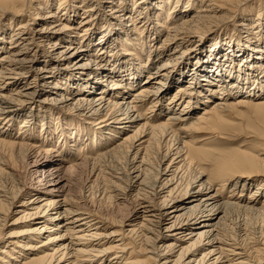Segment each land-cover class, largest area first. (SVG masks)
I'll list each match as a JSON object with an SVG mask.
<instances>
[{"label": "bare ground", "instance_id": "bare-ground-1", "mask_svg": "<svg viewBox=\"0 0 264 264\" xmlns=\"http://www.w3.org/2000/svg\"><path fill=\"white\" fill-rule=\"evenodd\" d=\"M45 1L49 2L0 0V18L8 19L0 27V243L4 244L0 261L264 264V224L256 231L245 226L248 217L264 219V196L260 203L257 198L264 192V128L257 132L263 138L261 148L225 149L212 158V167L205 172H192L191 157L196 147L191 132L205 131L199 140L218 137L237 123L241 106L251 108L264 122V14L258 11L252 18L247 9L253 7L248 8L247 0H132L131 6L129 0H72L63 5L65 0H56L51 11ZM40 11L45 15L38 16ZM223 11L233 13L245 35L231 41L227 38L233 36L231 27L219 39L209 36L210 28L198 30ZM37 17L41 18L36 21ZM99 22L107 25L100 31ZM160 28L164 31L160 42L154 46L149 40L146 47L144 35L155 39ZM235 29L240 31L239 26ZM142 50L151 63L162 61L144 78L145 64L135 63ZM82 65L89 68L83 70ZM174 83L179 84L168 94ZM138 84L125 97L129 87ZM45 91L51 94L38 100ZM76 91L81 92L71 100ZM49 100L53 105L44 111L49 116L52 109L69 115L67 126L28 123L30 117L34 121L42 117L30 112L34 103ZM166 111L171 112L160 118ZM18 118L22 119L14 128ZM92 118L96 127L89 121ZM45 137L48 141L57 137L56 144L44 145ZM114 137L109 147L89 155ZM77 145L83 147L73 158ZM100 173L110 176L107 185L112 196L129 204L120 218L92 206L90 175ZM83 174L85 184L78 185L76 179ZM225 180L230 182L227 188ZM250 187L254 188L244 198ZM32 192V197L19 202L26 206L17 210L22 212L14 222L47 219L41 226L29 224L4 233L17 195ZM62 194V199L55 197ZM55 206L62 209L50 216ZM48 219L61 220L50 226ZM229 224L234 231H229ZM107 225L116 226L109 234L118 235L109 242L100 231ZM22 233L44 236L35 239L36 245L13 239ZM136 241L143 246L144 261L137 257ZM9 243L39 248L24 254Z\"/></svg>", "mask_w": 264, "mask_h": 264}, {"label": "rangeland", "instance_id": "rangeland-1", "mask_svg": "<svg viewBox=\"0 0 264 264\" xmlns=\"http://www.w3.org/2000/svg\"><path fill=\"white\" fill-rule=\"evenodd\" d=\"M249 1V2H248ZM258 1V2H257ZM263 1V2H262ZM71 3L72 4V0H65V2L62 3L65 4V3ZM247 5H248V8H251L253 7L252 10H249L247 9V11H251L250 12V15L252 16V18H256L258 15H257V12L260 11L261 13L264 14V0H247ZM256 2V3H255ZM32 5L35 4V3H38L36 1H32L31 2ZM74 3V2H73ZM259 3V4H258ZM45 4L47 6H49V8H47V10H54L55 7H56V0H49V2L45 1ZM45 4H42V5H45ZM127 4V3H126ZM251 4V5H249ZM122 5V4H120ZM132 5V0H129L128 1V6H131ZM254 5V6H253ZM55 6V7H54ZM256 6V7H255ZM239 6H237L235 9H237ZM197 7L194 6V8H191L189 11H188V14L189 13H192L194 9H196ZM242 9V8H240ZM244 9V7H243ZM259 9V10H258ZM41 10V9H40ZM48 12V11H46ZM120 13H123V16L124 17L126 14L124 12V10L120 11ZM155 14V13H154ZM230 14H233L231 13L230 11H223L221 13H218L216 15H213L210 17V19L205 23L206 25L208 26H205L204 25H201V28H199L198 30H202L204 28H210L212 29L213 31L211 33H209V36H211L212 38L214 37H217L218 36V39L219 38H225L223 37V33L227 30V28H230L231 30V33H233V36H229L227 37L228 40L231 39V41H233L237 36L239 35H245V32L243 31L244 27L240 26L239 25V21H235V19H233V17H231ZM45 15V12L44 11H40V14L38 16H43ZM164 15H166V11L164 12ZM262 15V14H260ZM155 16V15H154ZM41 18V17H40ZM39 17L36 18V21H38L40 19ZM238 18V17H237ZM8 21V19H6V17H2L0 18V27L3 26L4 24H6V22ZM262 22H264V18L262 17ZM130 21H125V25H129V27H131L130 25ZM236 24V26L233 24ZM39 24V23H38ZM213 24V25H212ZM35 26V23L33 24ZM226 25V28L224 27ZM15 26V22H13L11 24V28H13ZM107 25L105 23H101L99 22L96 27H98V31L102 30L103 28H105ZM137 28L139 27V25H136ZM164 26L166 27V25L164 24ZM240 27V31L237 32L235 28L237 27ZM224 27V28H223ZM132 28V27H131ZM160 33L157 35V37L154 39L152 38V34H150V32H148L146 35L150 34L149 36H145L144 35V40H145V44H149V40H151V44H154V46H156L159 42H160V39L163 35V28H160ZM263 31H264V28H263ZM239 33V34H238ZM145 34V32H144ZM8 38V37H6ZM147 44L145 45L147 47ZM207 44V43H206ZM119 48V45L118 47ZM128 48H131V45L127 46L126 47V50ZM143 51V50H142ZM3 51H0V53H2ZM146 54V55H145ZM89 57H94L93 56H89ZM132 58V55L130 56ZM39 61L40 62H43L42 59H43V56H39ZM151 59L152 58H148L147 59V51H143L141 52L140 54L138 53V58L137 60L135 61V63L138 65V66H141V64L143 65V63L145 64L144 65V72L141 76V78H144L145 75L150 71L152 70L153 68H155L157 66V64L161 63L162 61L156 59L154 60V62L151 63ZM39 61H36V62H39ZM35 62V63H36ZM78 63V62H77ZM74 64L75 65H78V64ZM193 62L190 61L188 63V66L191 68L193 66L192 64ZM45 64V63H44ZM47 64V63H46ZM175 64V63H174ZM136 65V66H137ZM73 66V67H74ZM83 66V70L85 69H88L89 66L87 65H82ZM188 67V68H189ZM77 70H81V68H77ZM105 78H108V77H104ZM186 80H183L182 81V84L185 83ZM175 84V83H174ZM179 83L175 84V85H172L170 86L168 89H167V93L168 94H171L172 91L174 90V88L178 85ZM139 86L138 85H134L132 87H129V92L125 95V97H128L131 95V93ZM13 88V87H12ZM81 91H76L75 93H73L71 95V100L74 99V97L80 93ZM42 95L38 96V100L42 99V98H45L47 97V95H50L51 92H41ZM98 93V91H97ZM55 94V93H54ZM53 94V95H54ZM94 94V93H92ZM217 94L219 93H214V97L212 100H214L217 96ZM263 94V93H262ZM242 94H236L235 97H238ZM261 96L263 95H254L253 99L256 100L258 98H260ZM48 98V97H47ZM212 100L208 101L207 103H205L206 105H208ZM50 102L46 101V102H41V101H37V103L35 102L34 103V109H32L30 112L31 113H34L35 111H37L38 114L42 115V117H39V118H36V120L34 121L33 119H31V117L29 118L30 121L28 123H31L32 124H35L37 127L40 126V124L42 122H44V126L47 124L48 127L50 128H54L55 126H60L59 128L61 129L62 126H67L65 125V120L68 119L70 116L65 115V113L63 112H57L55 109H52L51 110V113L52 115L49 116L48 114V111H44L47 110V107H50L52 106L53 104L51 103L52 100H49ZM185 101L181 100L180 101V105H182ZM38 103L40 105H38ZM69 104V103H68ZM31 104L30 105H26L24 107V111H22L23 114L25 113H28L27 111L29 110ZM45 107V108H42V107ZM68 106V105H67ZM70 107V106H69ZM202 107V106H201ZM196 109L195 111H193L192 113L195 114L197 113L200 109ZM167 112H171V111H166L164 113H162L160 115V118H163L164 114L167 113ZM239 118L236 119V124L235 125H232V126H228L226 129L220 131V133H218V137H208L204 140H199V138L201 137H205V131H193L191 132V139H193L195 141V149H193V151H195V154L194 155H191L192 157V164L194 166L193 168V173L196 171V170H204L205 172V169H209L212 167V158H214L215 156L219 155V153L225 149H231V148H236L238 147H241V148H244L246 150H250L252 151V149H256V148H261L260 144L262 143V137L257 133L259 130H261L262 128H264V122L262 121V119H260V115H258L257 113H255L251 108L247 107V106H241L239 107ZM59 113V118H54L57 114ZM46 116V117H45ZM49 117V118H48ZM46 118V119H45ZM22 118H18L15 122H14V128H17L18 127V124L19 122L21 121ZM85 118H83L84 120ZM78 119L75 118V121H77ZM238 120V121H237ZM34 121V122H33ZM45 121L46 124H45ZM89 121L92 122V124L95 126V122H96V119L95 118H92V119H89ZM70 123H74V122H71ZM85 125H87L89 128H93L91 125H89V123H87L86 120H84L83 122ZM43 127V126H42ZM58 128V129H59ZM45 129H47L45 127ZM95 129V128H93ZM41 131V130H40ZM255 132V133H254ZM14 134L16 133L15 131L13 132ZM118 135H122V134H119ZM117 137H114L112 139H110L109 141L107 142H104L100 147H95L93 149L90 150V154L89 155H94L93 152H95L96 150H101V149H105L107 147L110 146V144L114 143V140L116 139ZM44 139H46L44 141V145L46 144H56V141H57V137L54 138V140L52 141H48L50 140L49 138L45 137ZM90 141L92 142L91 145H93V139H90ZM80 147H83L82 145H77L73 150H72V153H71V156L73 158L77 157L81 152H80ZM66 160V159H64ZM153 160V159H152ZM10 161H11V158H10ZM155 160H153L151 162L152 166H155ZM17 163V161H16ZM113 163V162H111ZM110 163V164H111ZM114 164V163H113ZM207 172V171H206ZM105 173H100L99 175L95 176H91L90 175V201L92 203V206L94 209H97L98 211L102 212V213H105L107 212V214L112 217V218H120L121 216L124 215L125 211L127 210V207L129 206L128 203H123V202H120L118 199L114 198V196H112V193H111V189L108 187V181L107 179H110V176L106 174V176H104ZM108 176V177H107ZM81 177V178H80ZM76 179V183H78V185L82 184L84 185V179L86 177V175H82ZM80 179V181H79ZM225 187L227 188L228 185H229V181L228 180H225ZM106 185V186H105ZM215 186L218 185L217 183L214 184ZM105 186V187H104ZM108 187V188H107ZM254 187H250L248 188L245 192H244V195L243 197L245 198L248 194V192L250 190H252ZM100 190V192H99ZM109 190V191H108ZM100 193V194H99ZM101 193L104 194V196L101 197ZM110 193L111 196H108ZM99 194V196H98ZM264 192L260 193L257 198H258V203H260L261 201H259L260 199L263 198L264 195ZM34 195V192L30 193V194H27V195H22V194H18L17 197L15 198L13 204H12V207H11V211L8 213L7 215V219H6V223L3 227V232L6 233L8 232L9 230H14L16 231L17 229L19 228H22V227H25L26 225H29V224H32V225H40L41 226V223L47 219V217L45 218H39V219H36L34 221H30V219H26L24 221H18V222H14V220L16 219V217L22 212V211H17V210H21L23 206H26V205H21L19 202H21L22 200H26L30 197H32ZM108 196V197H107ZM57 197L58 199H62L63 197V194L62 195H59V196H55ZM114 199H113V198ZM132 197L131 196H128V200H130ZM116 200V201H115ZM59 209H62L61 206H55L51 209V214H49L50 216L52 214H54V212L56 210H59ZM16 210V211H15ZM61 219H55V221H52L50 219H48V222L50 223V226H53L55 223L59 222ZM264 224V219H261V218H246L245 219V226L249 229V230H255L257 229V226H261V224ZM187 226V225H186ZM230 226V227H229ZM228 226V229L229 231L230 228L232 229V231H234V227H233V224H229ZM116 226H112V225H107L106 227H104L102 230L103 234H106V236L104 237V239H107V242H109V240H112L111 238H115L116 236L118 235H114V234H109V231H111L112 229H114ZM188 227H184L183 229H186ZM231 231V232H232ZM44 235H38L36 234L35 236L34 235H28V233H22V234H17V235H14V238L15 237L18 239V241H21V242H28V243H31L30 241H32V243L34 245L38 244L39 242H36L35 239H39V238H42ZM33 237V238H32ZM23 241H22V240ZM129 239V238H128ZM171 239V237L169 239L166 240L169 241ZM130 241V240H129ZM161 242H157V245H159ZM4 245L3 243H0V247ZM9 245L11 247H13L14 249L17 250V252L19 253H24V254H27L28 252H33L36 250V248H39V247H22V246H16V245H13V244H10ZM164 245V244H163ZM163 245L160 247L162 249ZM135 247H136V250H138V258L143 260V256L141 254V252H144V249L142 248L143 246L142 245H139L138 241L135 242ZM43 249V248H41ZM202 251V249L198 250L194 255H199V253ZM10 252L14 253V255H16L15 257H19L21 258V255H17L15 252L16 251H13L12 248H10ZM144 261V260H143ZM263 261H264V253H263ZM194 262L190 263V264H193ZM0 264H4L0 261ZM145 264V263H144ZM178 264H181L180 262Z\"/></svg>", "mask_w": 264, "mask_h": 264}]
</instances>
